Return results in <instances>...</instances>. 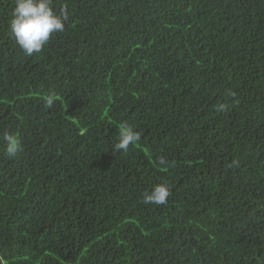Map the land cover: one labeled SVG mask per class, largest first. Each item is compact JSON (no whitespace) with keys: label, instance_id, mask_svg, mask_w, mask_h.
<instances>
[{"label":"trees","instance_id":"trees-1","mask_svg":"<svg viewBox=\"0 0 264 264\" xmlns=\"http://www.w3.org/2000/svg\"><path fill=\"white\" fill-rule=\"evenodd\" d=\"M0 264H264V0H0Z\"/></svg>","mask_w":264,"mask_h":264}]
</instances>
